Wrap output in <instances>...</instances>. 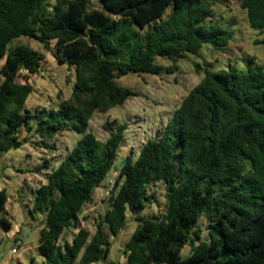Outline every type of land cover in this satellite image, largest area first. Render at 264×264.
I'll return each mask as SVG.
<instances>
[{
    "label": "trees",
    "instance_id": "1",
    "mask_svg": "<svg viewBox=\"0 0 264 264\" xmlns=\"http://www.w3.org/2000/svg\"><path fill=\"white\" fill-rule=\"evenodd\" d=\"M0 0V158L27 143L21 126L47 144L66 130L81 137L35 194L30 213L44 214L38 248L43 264H94L110 253L127 214L147 207L149 189L163 183L165 210L141 216L123 254L128 264H264V67L213 70L176 108L162 135L148 140L136 159L126 156L109 190V209L95 231L81 226L85 206L115 166L128 127L107 122L106 141L89 132L96 112L107 113L137 91L117 80L129 73L175 74L177 62L199 56L205 45L227 47L230 27L212 22L211 0ZM250 26L264 34V0H241ZM170 10V14L167 12ZM27 37L75 70L68 98L47 114L26 103L30 75L44 55ZM262 44V41H257ZM168 60L164 65L157 60ZM26 72V74H22ZM22 75L25 82H18ZM0 190V225L8 201ZM208 222V239L199 226ZM75 230L71 241L65 232ZM191 253L182 257L183 248Z\"/></svg>",
    "mask_w": 264,
    "mask_h": 264
},
{
    "label": "rangeland",
    "instance_id": "2",
    "mask_svg": "<svg viewBox=\"0 0 264 264\" xmlns=\"http://www.w3.org/2000/svg\"><path fill=\"white\" fill-rule=\"evenodd\" d=\"M214 3L212 22H218L230 27L234 33L233 40L227 47L214 48L205 45L199 56L188 55L177 62L179 70L175 74L153 75L149 73H129L117 80L119 86L129 88L139 93L130 97L125 104L112 108L107 113L96 112L89 125V132L98 139L106 141L109 132L105 129L107 122L116 121L126 124L128 129L124 135L123 146L118 160L106 176L101 187L96 189L92 201L85 206L81 226L95 231L96 221L109 209V190L113 187L118 176L121 161L126 156L133 159L139 155L142 147L150 139L159 138L167 123L171 120L176 108L189 91L199 83L204 76V68L213 70L233 67L247 70L250 67L249 58L255 57L256 63L264 67V34L250 26L246 11L240 6L241 0H211ZM95 4L92 8L99 10ZM171 8L167 11L170 14ZM262 41V44H257ZM25 45L44 55L41 70L30 75L29 82L34 91L29 96L26 106L34 113L47 114L56 108L58 103L68 98L75 81V70L61 64L54 57V44L50 49L38 41L21 37L12 46ZM164 65H170L168 60H157ZM26 74V72H22ZM18 82L25 80L20 75ZM34 129L20 127L19 138H28L18 149H12L0 158V190L6 188L8 201L3 214L11 223L10 227L0 225V264H43V256L38 248L40 229L45 215L32 217L36 189L46 182L48 172L56 168L81 137L78 133L66 130L57 134L47 144L43 143L37 132V117L32 120ZM38 164L43 172L37 170ZM165 187L163 183L152 185L149 189L147 207L142 212L127 214L124 230L118 236L109 234L110 253L98 264H128L124 259V248L135 231L137 217H155L165 210ZM199 226L203 230L202 239H208V222L202 217ZM11 232L14 234L11 235ZM75 230L67 232L72 238ZM20 238L23 246L14 255L13 237ZM191 253V245L187 244L182 250V257L187 258Z\"/></svg>",
    "mask_w": 264,
    "mask_h": 264
},
{
    "label": "built area",
    "instance_id": "3",
    "mask_svg": "<svg viewBox=\"0 0 264 264\" xmlns=\"http://www.w3.org/2000/svg\"><path fill=\"white\" fill-rule=\"evenodd\" d=\"M13 239H14L15 247L12 249V253L14 255H16V254H18L19 250L23 246V242H22V240L20 238H18L16 236H14Z\"/></svg>",
    "mask_w": 264,
    "mask_h": 264
},
{
    "label": "crops",
    "instance_id": "4",
    "mask_svg": "<svg viewBox=\"0 0 264 264\" xmlns=\"http://www.w3.org/2000/svg\"><path fill=\"white\" fill-rule=\"evenodd\" d=\"M40 165H41V164H38V166H37V170L40 171V172H43V170L41 169ZM50 172H51V171H50ZM50 172H48V174H49ZM46 180H47V178H46ZM44 183H45V182H43L42 184H44ZM39 186H40V185H39ZM36 190H37V189H36ZM67 232H68V231H67ZM67 232H65L64 237H65L66 240L71 241L73 237H72L71 239L68 238V237L66 236ZM75 232H76V231H75ZM12 234H14V232H11V235H12ZM74 234H75V233H74ZM73 236H74V235H73ZM124 259H125V257H124ZM98 263H100V262H98ZM98 263H94V264H98Z\"/></svg>",
    "mask_w": 264,
    "mask_h": 264
}]
</instances>
